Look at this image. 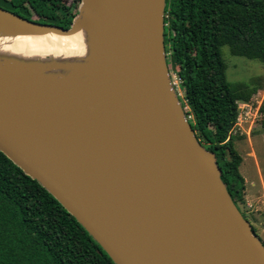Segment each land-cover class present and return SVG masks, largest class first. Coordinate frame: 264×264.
<instances>
[{
    "label": "water",
    "instance_id": "water-1",
    "mask_svg": "<svg viewBox=\"0 0 264 264\" xmlns=\"http://www.w3.org/2000/svg\"><path fill=\"white\" fill-rule=\"evenodd\" d=\"M101 2L118 25L90 74L113 77L66 121L40 120L52 107L26 91L0 86V153L71 215L114 264H264V246L230 199L212 153L196 140L165 62V0ZM13 34L67 29L0 8ZM1 84V83H0ZM5 85V84H3ZM98 92V91H94ZM83 99L77 87L48 100ZM112 114L87 121L95 108Z\"/></svg>",
    "mask_w": 264,
    "mask_h": 264
},
{
    "label": "trees",
    "instance_id": "trees-1",
    "mask_svg": "<svg viewBox=\"0 0 264 264\" xmlns=\"http://www.w3.org/2000/svg\"><path fill=\"white\" fill-rule=\"evenodd\" d=\"M66 1L0 0V8L67 29L80 0ZM163 46L185 118L213 154L237 207L243 189L231 134L237 103H247L264 86L259 78L228 82L220 48L264 65V0H165ZM258 110L264 114V93ZM0 264L114 263L44 188L0 153Z\"/></svg>",
    "mask_w": 264,
    "mask_h": 264
},
{
    "label": "bare ground",
    "instance_id": "bare-ground-1",
    "mask_svg": "<svg viewBox=\"0 0 264 264\" xmlns=\"http://www.w3.org/2000/svg\"><path fill=\"white\" fill-rule=\"evenodd\" d=\"M77 22L82 24V28L70 36L58 35L54 31L42 36L13 34L0 25V86L13 90L15 85H19V90L26 91L39 103L48 102L52 109L34 116L36 119L52 118L66 122L81 101L102 94L103 87L113 79L96 77L90 71L97 68L104 58L98 53L102 46L96 36L106 34L108 49L118 32V25L101 2L91 10H86L84 4ZM34 61L38 64H32ZM25 69L34 76H27L29 80L26 77L23 82L21 71H24L23 75L29 72ZM70 77L73 81H69ZM71 87H77L83 99L69 103L48 100L51 89L62 92ZM112 112L111 107L100 106L85 120H100Z\"/></svg>",
    "mask_w": 264,
    "mask_h": 264
},
{
    "label": "rangeland",
    "instance_id": "rangeland-1",
    "mask_svg": "<svg viewBox=\"0 0 264 264\" xmlns=\"http://www.w3.org/2000/svg\"><path fill=\"white\" fill-rule=\"evenodd\" d=\"M73 0H67L66 3L69 4ZM82 0H80L81 3ZM81 5H77L75 11L73 10L74 16L71 21V23L75 22L77 20V17L79 15V8ZM34 18V17H32ZM221 58L225 64V77L228 82H240V83H250L253 81V79L259 78L261 79V84L264 86V65L258 63L255 60H249L243 57L239 56H232L228 52L227 48L221 47ZM32 64H38L37 61H34ZM29 71L28 69H25V72ZM23 72V73H21ZM20 75L23 82L27 76L31 77L34 76V73L26 72V76L23 75L24 71H21ZM27 73L29 75H27ZM172 83L174 84V87L176 89V92L178 94V98L182 97V93L178 91L177 88V80L176 78L170 74ZM28 79V77H27ZM29 80V79H28ZM69 81H73L72 77H70ZM264 90L259 89L248 101L246 106H244L241 110V112L238 110L239 116V123L238 127L235 126L232 131V136H234L233 139V145L236 148V143L240 141L242 138L248 136L249 138H252L253 141V148L255 149L257 153V157L259 159V162L264 167V130L263 127V121H264V114L260 113L258 111V105L259 102H261V99L263 97ZM237 106H241V103H237ZM241 108V107H240ZM262 167V170L264 168ZM238 210L241 212L240 207L237 205ZM245 212V210H242ZM243 215V214H242Z\"/></svg>",
    "mask_w": 264,
    "mask_h": 264
},
{
    "label": "crops",
    "instance_id": "crops-1",
    "mask_svg": "<svg viewBox=\"0 0 264 264\" xmlns=\"http://www.w3.org/2000/svg\"><path fill=\"white\" fill-rule=\"evenodd\" d=\"M251 139L246 136L236 143V148L234 146L241 159L238 173L243 181L238 206L251 230L264 246V170Z\"/></svg>",
    "mask_w": 264,
    "mask_h": 264
},
{
    "label": "built area",
    "instance_id": "built-area-1",
    "mask_svg": "<svg viewBox=\"0 0 264 264\" xmlns=\"http://www.w3.org/2000/svg\"><path fill=\"white\" fill-rule=\"evenodd\" d=\"M248 103V102H247ZM247 103H241V106H237V109L241 112V110L240 109H242L244 106H246V104ZM258 105V109H259V105H260V102H259V104H257ZM241 107V108H240ZM259 111V110H258ZM239 116H240V113H239V115H238V112H237V117H236V120H235V126H237L238 127V123H239ZM189 117H187L186 118V120L188 119ZM238 122V123H237ZM234 126V127H235Z\"/></svg>",
    "mask_w": 264,
    "mask_h": 264
}]
</instances>
